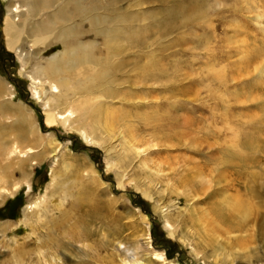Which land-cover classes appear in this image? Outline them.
Listing matches in <instances>:
<instances>
[{"label":"rangeland","instance_id":"374dc122","mask_svg":"<svg viewBox=\"0 0 264 264\" xmlns=\"http://www.w3.org/2000/svg\"><path fill=\"white\" fill-rule=\"evenodd\" d=\"M104 4L100 13L105 25L119 29L113 40L119 48L116 58L130 65L117 75L113 87L92 90L94 105L106 102L123 116L113 127L111 140H101L100 145L86 142L59 121L46 122L42 105L47 88L40 86L41 99L33 98L27 73L64 49L63 44L42 49L25 38L20 47L27 55L23 66L7 46L5 27L11 15L8 0H0V78L12 91L0 99L25 107L42 138L36 148L39 155L21 163L32 189L22 183L12 194L0 190V264H121L125 256L151 258L152 264H215L214 250L221 253L222 247L234 252V258L219 264H264V0ZM26 14L23 10L16 15V23H23ZM80 27L86 31L81 41L94 39L88 23ZM75 92L79 94L72 98H79L81 91ZM73 118L78 120L77 114ZM28 122L33 124L10 113L0 118V128L17 133L31 129ZM100 127L105 131L103 123ZM12 138L0 133L5 149L0 155V178L4 177L0 186L7 189L22 179L11 163L18 168L19 158H26L6 150ZM48 140L57 147L43 153ZM111 143L115 146L106 152L103 148ZM64 167L68 177L58 180L68 188L66 198L50 178L52 169ZM197 172L203 173L205 183ZM97 175L100 181L94 184ZM119 180L123 185L118 187ZM81 181L88 185L87 192L96 190L95 198L85 192L82 197L74 189ZM147 186L152 200L143 194L142 187ZM225 196L230 203L236 196L249 202L252 211L247 218L257 221H247L242 232L225 233L226 225L216 221L214 212L218 208L224 217L231 216L222 202ZM74 197L85 200L83 204L103 201L96 209L98 219L80 209L81 204L66 227L47 229L52 218L61 216L64 207L57 206L74 202ZM203 215L208 231L199 222ZM66 229L68 237H59ZM239 238L247 239L248 250L235 246ZM119 241L122 246L117 250ZM21 244L31 252L19 262L15 255ZM155 251L163 257L155 259Z\"/></svg>","mask_w":264,"mask_h":264},{"label":"bare ground","instance_id":"6f19581e","mask_svg":"<svg viewBox=\"0 0 264 264\" xmlns=\"http://www.w3.org/2000/svg\"><path fill=\"white\" fill-rule=\"evenodd\" d=\"M104 1L110 3L113 7L117 6V0H8L9 5L7 10L11 17L8 19L5 27V33L8 37L7 46L15 51L18 58L21 59L23 66L27 62V60H25L27 55L25 54V59H23V51L21 52L20 47L24 43L23 41L25 38L30 39L33 45H38V47L40 46L42 49H46V47L52 43L61 42L63 44L64 49L46 61L37 64L38 66L34 68L32 72L27 73V77L30 79L32 84V96L33 98L40 100V86H42V89L47 88L48 97L45 101H43L42 105L44 107L46 122L51 123L59 121L66 129L77 131L84 138V140H86V142L100 145L101 140H111L114 136L112 133L113 127L118 120L123 118V116L117 108L113 107L111 104H106L105 99H103L102 96H97V100L101 101V99H103L106 106L102 102H96L94 105L91 100V94L94 92L92 90L97 87H113L119 81V77L117 75H119L120 72H123L125 67L130 65L128 60L116 58L119 55V48L117 45H113L114 43H117V41L113 42V40H116L114 34L119 29H113L105 25L104 15H101L100 13L101 8L106 7ZM23 10L27 11V16H24L25 20L23 23L18 24L15 20L18 15L21 16L23 14ZM42 12L43 17L38 18V15ZM86 23H88V28L90 33L93 34L94 39L81 41L84 39H81V36L85 35L86 31H81L83 28L80 30V26ZM145 32L146 34H149V28ZM74 39L79 42L73 44L72 42L75 41ZM139 40L140 38L137 39V42H139ZM121 48H123V46H121ZM33 56L34 55H32V57ZM76 89L81 91L80 96L79 98H72L71 95L79 94L75 92ZM11 94L12 91L11 89H8L6 81L0 78V97H9ZM3 99L7 98L0 99V118L8 116L10 113H18L21 119H31L33 121V124L28 122L31 129H21L20 131H17V133H12V131L8 132L0 128V133L3 136H10L12 134L14 137L6 150L8 152L15 151L18 158L22 156L26 157L22 160L19 158V162L16 164L18 165V168L15 167V163H11L12 169H19L18 171H20L22 179L15 181V184L11 189H7L5 186H0L2 193L12 194L22 185V183H27L28 190L32 189L28 175L21 170V168H23L21 163H24L25 165L30 158H35L39 155L36 148L40 145L42 138L38 135L39 133L37 127L35 128L34 126L33 116H26L27 109L21 105H13L11 102L7 103L6 100L3 101ZM74 114H77L78 120L77 118H73ZM146 117L149 118L150 116L147 115ZM74 121H77L78 123ZM101 123H103L105 131L101 130ZM18 128H21V126H18ZM32 134L37 135L38 138L33 140L31 137ZM99 135H102V137ZM122 137L123 134L120 133V138ZM114 146L115 144L111 143L109 148L105 145V148L103 149L108 152L112 150ZM44 147L45 149L43 153L48 152L49 148L52 151H55L57 144L48 140L44 143ZM4 150V147L0 145V155L4 154ZM66 167H64L65 169L57 171L52 169L50 176L51 180L55 181L54 183L57 182L58 185L56 184L55 186L60 188L59 191H61L63 198L68 197V188L65 187V183L63 181L59 184L60 181L58 179L61 177H68V168ZM90 170L92 171V169ZM97 176L98 177H96L93 181L94 184H97L100 181V176ZM196 176L201 178L203 183L206 182L202 172H197ZM78 177L83 178L80 173L78 174ZM3 179L4 177H1L0 181ZM82 181L79 186L74 187V189H76L79 193H82L79 194L82 197L85 192L89 194H86V197L95 198L96 190H92L91 193L87 192L88 185ZM117 185L119 187L123 184L119 180ZM149 185L151 186L152 182H150ZM150 186L142 187V190L144 191L143 194L145 197L152 200L153 196L151 195ZM227 199L228 197L225 196L222 202L226 203V206L232 211L233 215L231 214L229 217H224L218 208L214 209L217 217L216 221L220 224L226 225L225 233L231 234L237 231L242 232L247 228L249 222L257 221V218L254 216L252 219L247 218L248 214L252 211V207L249 206V202L246 200H244V202L240 196H236L235 200L231 203ZM84 201L85 200L80 197H74V202L72 201L66 205L64 203L58 205L57 207L59 208L64 207L61 211V216L59 218H52L47 229L50 230L51 226H53L54 229H63L66 227L69 224L68 219L73 214H76L73 210L76 211L78 208L77 206L81 204L80 209H83L88 216L93 215L94 218L92 217V219H98L96 217L100 216V213L96 209H100V203L103 201L97 200L92 204H83ZM233 216L236 217L237 220ZM78 218H81L82 221H86L82 217L78 216ZM213 220L215 221V217ZM213 220L211 219V222L214 225H218V223ZM207 221L208 218H206V216H200L199 222L204 225V229L206 231H208V228L206 227ZM247 221L249 222L246 223ZM167 225L172 227V224H169V221ZM68 232L69 231L67 229L61 230L59 237H68ZM148 232L149 230H145L144 233L148 235ZM174 233L171 231L169 232L170 235H174ZM212 236H214L213 238L215 239L219 238L215 237L216 235ZM48 238L49 240L54 239V245L57 244V240L52 233L48 234ZM36 239H38L37 236ZM121 244L122 242L119 241L117 244V250L120 249L119 247L122 246ZM23 245L26 244H21V246L18 247L19 252L15 255V257H17V261L19 262H22L21 257L24 254L31 252L30 250H23ZM59 245H57V247H59ZM235 246L243 251L250 248V245H247V239L244 238H239ZM41 247V245L36 246L38 249H41ZM125 249L127 252L130 250L127 247H125ZM215 250V264H219L222 260H225V262L228 263L234 258V252L226 251L224 247L220 250L221 253H218L219 250L216 248ZM74 255L78 257L79 253ZM152 255L155 256V259H161L163 257V253L158 251H155ZM66 257L68 259L70 256L68 257L66 255ZM120 261L121 264H152L151 258L138 259V257L135 256L121 257Z\"/></svg>","mask_w":264,"mask_h":264}]
</instances>
